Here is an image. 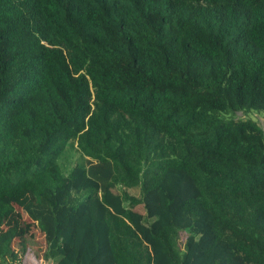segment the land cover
Segmentation results:
<instances>
[{
	"label": "trees",
	"instance_id": "16d2710c",
	"mask_svg": "<svg viewBox=\"0 0 264 264\" xmlns=\"http://www.w3.org/2000/svg\"><path fill=\"white\" fill-rule=\"evenodd\" d=\"M253 112L264 0H0V264H264Z\"/></svg>",
	"mask_w": 264,
	"mask_h": 264
},
{
	"label": "rangeland",
	"instance_id": "374dc122",
	"mask_svg": "<svg viewBox=\"0 0 264 264\" xmlns=\"http://www.w3.org/2000/svg\"><path fill=\"white\" fill-rule=\"evenodd\" d=\"M251 116L255 119L258 118L259 120L264 122V114L262 113L258 114L257 112H253ZM118 191H119L118 189L114 190V192H118ZM114 192L112 193V196H114V198H110V202L112 203V208L115 211L122 212L123 205L120 199L115 198ZM134 192L138 194L139 189L136 188ZM18 204H19L18 201H14V205L16 206L15 207L16 214H15L14 219L11 221V223L12 224L17 223L19 225L22 224L23 226L24 224L27 225L28 219L25 216L22 206L20 207ZM135 209L142 213H145L143 206H137ZM25 234L26 236L17 238L14 242L15 249L18 250L19 252H21L23 246L26 247V255L24 256L25 259H23V263L24 264H45L41 260L46 251V245H45L46 243H45L43 235L41 234L39 230H37V232H35L33 236L28 235V231H26Z\"/></svg>",
	"mask_w": 264,
	"mask_h": 264
},
{
	"label": "crops",
	"instance_id": "0c3cea01",
	"mask_svg": "<svg viewBox=\"0 0 264 264\" xmlns=\"http://www.w3.org/2000/svg\"><path fill=\"white\" fill-rule=\"evenodd\" d=\"M50 258H51V257L45 259V258H44V255H43V257H42L41 260H42V262H44L45 264H49V262H50V260H51Z\"/></svg>",
	"mask_w": 264,
	"mask_h": 264
}]
</instances>
